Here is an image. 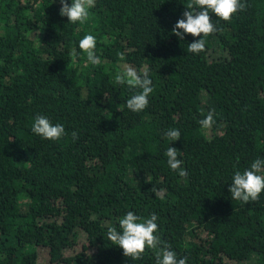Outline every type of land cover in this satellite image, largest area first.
I'll use <instances>...</instances> for the list:
<instances>
[{
	"label": "trees",
	"instance_id": "trees-1",
	"mask_svg": "<svg viewBox=\"0 0 264 264\" xmlns=\"http://www.w3.org/2000/svg\"><path fill=\"white\" fill-rule=\"evenodd\" d=\"M188 2L96 0L80 24L59 0H0V264H38V247L48 264H156V249L133 260L108 240L129 211L157 215L161 247L186 264H264V191L248 203L228 191L264 159V0L227 22L210 12L220 30L198 54L199 37L172 34ZM88 34L98 65L79 48ZM125 65L152 81L143 111L126 106L138 90L114 81ZM38 115L66 135L34 134Z\"/></svg>",
	"mask_w": 264,
	"mask_h": 264
},
{
	"label": "clouds",
	"instance_id": "clouds-1",
	"mask_svg": "<svg viewBox=\"0 0 264 264\" xmlns=\"http://www.w3.org/2000/svg\"><path fill=\"white\" fill-rule=\"evenodd\" d=\"M61 4L60 16H66L68 22L83 24L90 17L89 10L95 7L96 0H59ZM183 12L182 18L175 24L172 34L178 39H183L184 35L199 37L188 45V51L198 54L205 51L206 41L201 38L207 37L219 31L220 29L212 21V15L223 20L229 21L234 14L246 9V3L243 0H189ZM96 37L88 34L79 41V48L86 54L87 61L92 65L101 63L100 58L95 53ZM73 58H78V53L73 49L71 52ZM123 53L120 59L124 60ZM114 81L117 85H127L130 89L138 91L127 100L126 106L133 112H140L147 108L149 97L153 92L152 81L149 78L148 71L138 72L130 65H125L123 70L118 72ZM205 128H211L215 123L214 111H209L204 119L199 121ZM32 132L43 139L56 141L66 135L63 124H53L47 116L38 115L34 119ZM78 133L72 132V139H78ZM165 135L170 141L180 139L179 130L173 128L168 130ZM180 151L174 147H168L166 151L167 164L173 171H178L180 177H186L187 172L181 165L182 161L178 159ZM233 200H239L243 203L257 201L262 191H264V159L254 160L250 167L242 173L236 171L232 177V183L228 189ZM158 216L153 214L150 218L140 222V218L129 211L119 220V227L122 231H117L116 227L108 226V240L114 245L119 246L125 256L133 260L141 259L147 249H156V264H186L187 257H177L176 253L170 250V247L164 245L158 235L157 224Z\"/></svg>",
	"mask_w": 264,
	"mask_h": 264
},
{
	"label": "rangeland",
	"instance_id": "rangeland-1",
	"mask_svg": "<svg viewBox=\"0 0 264 264\" xmlns=\"http://www.w3.org/2000/svg\"><path fill=\"white\" fill-rule=\"evenodd\" d=\"M207 133V131H206ZM74 249H78V246H75ZM46 258H47V253H46V249L42 248V247H38L37 248V262L38 264H48L46 262ZM224 264H236L234 261L229 260V259H224Z\"/></svg>",
	"mask_w": 264,
	"mask_h": 264
}]
</instances>
